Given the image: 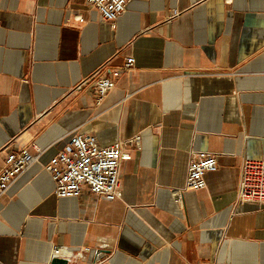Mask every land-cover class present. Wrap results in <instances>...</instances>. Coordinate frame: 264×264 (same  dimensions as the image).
Segmentation results:
<instances>
[{
	"label": "crops",
	"instance_id": "0c3cea01",
	"mask_svg": "<svg viewBox=\"0 0 264 264\" xmlns=\"http://www.w3.org/2000/svg\"><path fill=\"white\" fill-rule=\"evenodd\" d=\"M102 67L116 85L97 105L80 85ZM76 133L141 136L122 199L55 195L45 165ZM22 148L40 155L0 195L2 264L58 246L92 250L73 264H264V210L239 200L264 159V0H132L114 24L85 0H0V173ZM200 152L218 170L179 197Z\"/></svg>",
	"mask_w": 264,
	"mask_h": 264
},
{
	"label": "built area",
	"instance_id": "2783aa9c",
	"mask_svg": "<svg viewBox=\"0 0 264 264\" xmlns=\"http://www.w3.org/2000/svg\"><path fill=\"white\" fill-rule=\"evenodd\" d=\"M90 8L99 11L103 21L114 24L125 12L132 0H85ZM135 66V58L129 57L121 70H112L115 78ZM105 67V66H104ZM102 67L80 86L94 82L97 92V105L115 87V81L99 77ZM35 148L40 152L39 148ZM141 149V136L102 146L97 137L91 134L76 133L66 146L45 165L54 183V193L59 198L81 197L85 190L98 199L110 202L122 199L120 185L123 163L132 159V151ZM40 154H32L28 149L9 150L0 173V195L6 193L13 183L34 163ZM218 170L217 156L207 152L195 153L189 164L184 188L178 191L181 197L187 191H199L206 187V174ZM239 200L253 203L264 210V159H248L242 167ZM82 253H93L90 248L76 252L67 246L55 247L53 258L63 259L68 264L77 262ZM93 264L104 260V255L96 253ZM2 264V263H0ZM227 264V263H224Z\"/></svg>",
	"mask_w": 264,
	"mask_h": 264
},
{
	"label": "water",
	"instance_id": "95a60500",
	"mask_svg": "<svg viewBox=\"0 0 264 264\" xmlns=\"http://www.w3.org/2000/svg\"><path fill=\"white\" fill-rule=\"evenodd\" d=\"M53 264H68V262L66 260L56 258L53 260Z\"/></svg>",
	"mask_w": 264,
	"mask_h": 264
}]
</instances>
